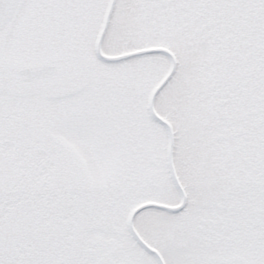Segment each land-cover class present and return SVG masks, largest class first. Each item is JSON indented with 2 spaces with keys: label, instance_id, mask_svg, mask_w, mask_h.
Segmentation results:
<instances>
[{
  "label": "snow or ice",
  "instance_id": "obj_1",
  "mask_svg": "<svg viewBox=\"0 0 264 264\" xmlns=\"http://www.w3.org/2000/svg\"><path fill=\"white\" fill-rule=\"evenodd\" d=\"M0 264H264V0H0Z\"/></svg>",
  "mask_w": 264,
  "mask_h": 264
}]
</instances>
